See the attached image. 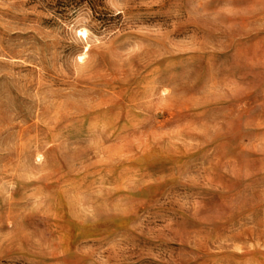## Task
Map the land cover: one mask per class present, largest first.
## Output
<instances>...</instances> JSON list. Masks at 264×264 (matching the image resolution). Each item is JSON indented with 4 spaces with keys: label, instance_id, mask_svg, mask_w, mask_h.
Listing matches in <instances>:
<instances>
[{
    "label": "rangeland",
    "instance_id": "rangeland-1",
    "mask_svg": "<svg viewBox=\"0 0 264 264\" xmlns=\"http://www.w3.org/2000/svg\"><path fill=\"white\" fill-rule=\"evenodd\" d=\"M0 264H264V0H0Z\"/></svg>",
    "mask_w": 264,
    "mask_h": 264
}]
</instances>
